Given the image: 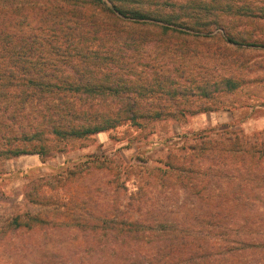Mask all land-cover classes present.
Instances as JSON below:
<instances>
[{
    "label": "rangeland",
    "instance_id": "1",
    "mask_svg": "<svg viewBox=\"0 0 264 264\" xmlns=\"http://www.w3.org/2000/svg\"><path fill=\"white\" fill-rule=\"evenodd\" d=\"M223 18L233 19L240 44L198 39L183 55L164 47L141 53L198 79L239 81L233 92L210 95L211 111L123 125L54 144L45 156L0 158V264H141L145 256L162 264L182 251L226 264V245L242 248L231 243L246 238L245 226L264 228V189L239 194L251 199L243 205L228 196L226 158L208 144L226 132L264 139V18Z\"/></svg>",
    "mask_w": 264,
    "mask_h": 264
},
{
    "label": "trees",
    "instance_id": "2",
    "mask_svg": "<svg viewBox=\"0 0 264 264\" xmlns=\"http://www.w3.org/2000/svg\"><path fill=\"white\" fill-rule=\"evenodd\" d=\"M225 1L0 0V158L45 156L54 144L123 125L143 128L211 111L210 95L233 92L239 81L198 79L183 67L165 69L157 58L150 63L141 53L164 47L183 55L198 39L240 44L232 18H264V7L250 0L239 7ZM226 13L232 21L223 18ZM211 141L226 158L231 179L226 193L241 205L250 202L239 194L247 195L251 186L264 189V139L226 132ZM196 146L184 159L189 168ZM244 229L246 238L231 243L242 248L226 245V264H264V228ZM167 259L162 264L204 263L184 251ZM156 261L162 262L145 256L140 263Z\"/></svg>",
    "mask_w": 264,
    "mask_h": 264
}]
</instances>
